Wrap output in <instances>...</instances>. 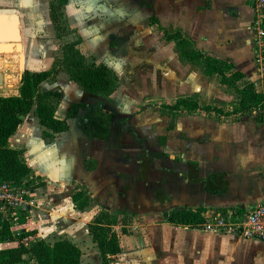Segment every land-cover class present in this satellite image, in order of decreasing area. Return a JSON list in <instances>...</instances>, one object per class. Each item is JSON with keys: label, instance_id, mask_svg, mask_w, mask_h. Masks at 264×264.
Instances as JSON below:
<instances>
[{"label": "crops", "instance_id": "crops-1", "mask_svg": "<svg viewBox=\"0 0 264 264\" xmlns=\"http://www.w3.org/2000/svg\"><path fill=\"white\" fill-rule=\"evenodd\" d=\"M69 2L64 0V7ZM82 3L78 15L67 16L64 11L70 23L64 40L75 42L86 63L107 66L116 85L107 93L87 92L63 69L40 82L41 89L61 91L54 116L65 118L67 128L45 137V148L33 145L29 153L28 136L34 131L43 136L44 127L33 106L21 116L8 143L21 149L28 175L49 180L61 169L63 185H69L68 177L77 166L83 176L66 194L72 210L91 204L111 212L127 204L132 212L146 214L150 264H264L263 240L205 231L166 218L181 207L207 215L243 210L264 200V98L238 110L240 94L234 88L251 84L254 91L264 93V73L254 58L250 0ZM6 10L13 8L0 4V11ZM17 13L20 18L21 12ZM178 37L199 58L180 54ZM121 45L124 53L114 54ZM4 54L12 52L0 53V95L15 94L22 72L13 71L18 54L16 63ZM204 60L232 82H222L219 72L206 70ZM34 65L24 67L23 57V69H46ZM152 68L160 77L156 86L146 78ZM123 82L137 89V96H129ZM143 88L163 94L160 106L147 105ZM178 98L192 99L198 106L169 107ZM71 103L82 106L68 116ZM97 125L101 133L96 135ZM60 152L61 160L55 159ZM44 166L54 171L44 175ZM77 189L87 198L82 208L70 198ZM34 207L28 209L32 229Z\"/></svg>", "mask_w": 264, "mask_h": 264}, {"label": "trees", "instance_id": "trees-1", "mask_svg": "<svg viewBox=\"0 0 264 264\" xmlns=\"http://www.w3.org/2000/svg\"><path fill=\"white\" fill-rule=\"evenodd\" d=\"M64 2V0H55ZM50 2V10H53ZM264 22V16H263ZM180 54L188 59L199 58V53L193 51L187 41L181 37L177 39ZM61 55L57 59L56 66L46 69L27 70L23 69L17 88V93L0 95V179L18 181L30 173L29 166L23 160L20 148L13 147L8 143V137L14 132L21 121V116L30 111L37 116L38 122L44 127L42 134L51 138L53 133L67 128L65 118L54 116V107L61 96V91L56 88L41 89L40 82L50 78L61 67L68 73L69 78L79 84L87 92L107 93L116 85V76L103 63H86L75 46L74 41L65 42L61 48ZM114 54H119L113 51ZM206 70H215L221 74L220 80L226 81L220 68L209 65L204 60ZM239 92L238 110H244L250 105H256L264 98V93L253 90L251 84L240 88L234 87ZM169 107L183 106L184 108H196L198 105L192 99L178 98L168 104ZM82 106L81 103H71L67 110L70 116L74 110ZM40 184V183H37ZM71 200L77 208L87 204V198L79 189L70 194ZM201 209V208H199ZM199 210L178 208L172 210L166 218L171 222L195 226L204 219ZM29 220L20 224L22 229L11 236L10 244L0 249V264L18 262L23 253H29L35 264H79L80 250L76 244L66 238H57L52 242L34 237V229L24 230ZM116 224L114 215L107 210L99 209L87 222L86 228L91 240L95 243L100 262L104 263L108 257L120 250L118 236L112 225ZM0 234L10 236L6 224L0 227ZM27 243V245H25Z\"/></svg>", "mask_w": 264, "mask_h": 264}, {"label": "rangeland", "instance_id": "rangeland-1", "mask_svg": "<svg viewBox=\"0 0 264 264\" xmlns=\"http://www.w3.org/2000/svg\"><path fill=\"white\" fill-rule=\"evenodd\" d=\"M50 2L54 5L53 10H50ZM82 2L83 0H70V2L64 7V2L60 3L55 0H0V4H10L13 8V11L17 10L18 12H21L19 18V27L21 34L22 54L24 57V67L26 65H31V63H34V66L37 68H50L51 66H56L57 59L61 55V48L66 42L64 40V34H66L65 32L69 30L70 27V23H66V19L64 18V11L67 16H72L73 13L78 15V10L82 9L81 4L84 5ZM54 38L56 40H54ZM254 47H256V44ZM116 52L120 54L124 53V46L121 45L117 47ZM8 55L9 54H4L3 56L12 57V61L16 63V54L12 53L10 56ZM1 67L2 66H0V68ZM15 68L17 71H20L17 65H14L13 71ZM58 69L62 68L59 67ZM146 75L147 81L151 82V86H156L159 84L160 77L158 73L153 70V68L151 71H147ZM125 77L126 76L121 77V81L122 78ZM141 81L143 84L144 80L141 79ZM49 83L50 81L45 82L43 87ZM123 85L125 87L124 90L128 91L129 96H131V94L137 96V89L130 86L128 82H123ZM151 88L156 89L155 87ZM151 92L152 93L147 91L146 88L141 89V95L143 98H147V105L156 109L158 107L157 105L160 106L159 103L161 102L163 94H160L159 92L153 93V90ZM171 92H173V89L168 91V93ZM154 97L158 99H156V101L152 100ZM136 98L138 99L139 97ZM100 128L101 126L97 125L95 130L96 135L101 133L99 132ZM60 138H62V136H60ZM45 139L46 138L44 136H39L38 131L37 133L34 131L32 135L28 136V143H30L28 146V152H32L31 150L33 145L36 147L45 148L46 142L43 141ZM56 155L55 159L60 158L61 160V152L57 155L58 157ZM44 165H46V163ZM44 168L45 169L42 171L44 175H46V172L50 173L52 169L54 171L52 166H44ZM74 172L75 174H71V176L68 177L70 183L69 185L68 182L65 183L67 185H63L61 169L53 172V176H49V180L36 179L34 177L35 175H30L34 178L33 180H38L37 182L42 181V184L40 185L41 187L36 185L34 182V188L38 187L34 189L35 198L32 202V205L35 206L34 208L36 210L34 213L36 225L35 228H33L35 231L34 237L41 238L47 242H52L57 238L69 239L74 244H76L80 250L79 264L152 263V260H150L152 254L150 251L152 249L149 246L148 233L146 232L145 228L146 223L150 222V219L142 212H132L129 208H127V204L126 206H123L122 209H117L110 212L116 219V224L112 225V228L117 233L120 250L108 257L104 263L100 262L96 245L91 240L90 234L86 230L87 221H89L93 214L99 210L98 206H93L90 204L85 209L83 208L77 210L74 207L72 210L71 206H69V201L66 199V194L70 192L71 186L76 184L78 177L81 175L78 172L77 166H75ZM93 201L95 204L96 201ZM30 217V213L24 210L20 223L23 224L26 219L29 220V222L26 223L28 225H25L26 228L24 230L32 229V227H34V224L31 222L32 218ZM10 242L11 241H4L3 238H0V249L6 247L8 244H10ZM25 245H27V243H25ZM31 261H33L32 256L25 252L22 254V258L18 262L7 264H30Z\"/></svg>", "mask_w": 264, "mask_h": 264}, {"label": "built area", "instance_id": "built-area-1", "mask_svg": "<svg viewBox=\"0 0 264 264\" xmlns=\"http://www.w3.org/2000/svg\"><path fill=\"white\" fill-rule=\"evenodd\" d=\"M250 6V27L256 44L254 58L264 73V0H250ZM33 179L30 175L18 181L0 179V227L6 224L10 232V236L0 234L4 241H9L11 236L22 229L20 220L23 211H28L35 198L34 184L37 181ZM203 217V221L196 226L205 231L231 233L264 241V200L247 205L243 210L227 209L207 215L203 213ZM30 264H35L34 260Z\"/></svg>", "mask_w": 264, "mask_h": 264}, {"label": "water", "instance_id": "water-1", "mask_svg": "<svg viewBox=\"0 0 264 264\" xmlns=\"http://www.w3.org/2000/svg\"><path fill=\"white\" fill-rule=\"evenodd\" d=\"M19 23V15L16 11H0V53L17 52L18 60L19 58L22 60L23 54Z\"/></svg>", "mask_w": 264, "mask_h": 264}, {"label": "bare ground", "instance_id": "bare-ground-1", "mask_svg": "<svg viewBox=\"0 0 264 264\" xmlns=\"http://www.w3.org/2000/svg\"><path fill=\"white\" fill-rule=\"evenodd\" d=\"M13 53V52H12ZM21 53V52H20ZM15 54H18L17 52ZM18 58V55L16 56ZM23 60V58H22ZM21 60V58H19L18 62H19V65H18V68L21 69L23 67V61Z\"/></svg>", "mask_w": 264, "mask_h": 264}, {"label": "flooded vegetation", "instance_id": "flooded-vegetation-1", "mask_svg": "<svg viewBox=\"0 0 264 264\" xmlns=\"http://www.w3.org/2000/svg\"><path fill=\"white\" fill-rule=\"evenodd\" d=\"M114 42H115L116 44H118L119 41L117 40V41H114Z\"/></svg>", "mask_w": 264, "mask_h": 264}]
</instances>
